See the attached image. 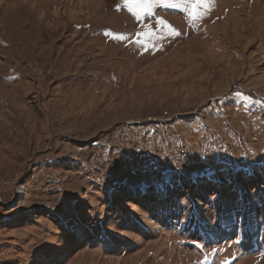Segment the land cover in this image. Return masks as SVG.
Masks as SVG:
<instances>
[{"label": "rangeland", "instance_id": "rangeland-1", "mask_svg": "<svg viewBox=\"0 0 264 264\" xmlns=\"http://www.w3.org/2000/svg\"><path fill=\"white\" fill-rule=\"evenodd\" d=\"M259 204L264 0H0V264H264Z\"/></svg>", "mask_w": 264, "mask_h": 264}, {"label": "bare ground", "instance_id": "bare-ground-1", "mask_svg": "<svg viewBox=\"0 0 264 264\" xmlns=\"http://www.w3.org/2000/svg\"><path fill=\"white\" fill-rule=\"evenodd\" d=\"M250 227V230L251 231H254V227L253 226H249ZM212 236L216 239V233L215 232H212ZM217 240V239H216ZM208 241V240H207ZM254 242H256V244H254V245H256V246H258V239H255V241Z\"/></svg>", "mask_w": 264, "mask_h": 264}]
</instances>
